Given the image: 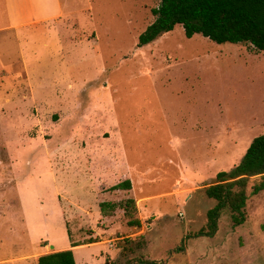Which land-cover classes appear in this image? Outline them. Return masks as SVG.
Listing matches in <instances>:
<instances>
[{
	"label": "rangeland",
	"instance_id": "374dc122",
	"mask_svg": "<svg viewBox=\"0 0 264 264\" xmlns=\"http://www.w3.org/2000/svg\"><path fill=\"white\" fill-rule=\"evenodd\" d=\"M65 1L60 30L0 22V264L68 243L76 264H264L260 177L243 223L225 207L196 235L203 188L264 134V50L180 24L137 47L159 0ZM127 173L134 191L110 189Z\"/></svg>",
	"mask_w": 264,
	"mask_h": 264
},
{
	"label": "trees",
	"instance_id": "16d2710c",
	"mask_svg": "<svg viewBox=\"0 0 264 264\" xmlns=\"http://www.w3.org/2000/svg\"><path fill=\"white\" fill-rule=\"evenodd\" d=\"M151 12L154 19L138 35L137 47L151 43L163 33L171 31L176 24H180L188 38L194 34H201L219 44L242 42L248 43L254 50H264V0H159L158 5L153 7ZM253 177L261 179L259 183L251 186V193L256 194L264 188V134L251 140L237 165L229 171L217 172L215 180L203 188L204 195L215 203L207 209L206 223L196 233L197 236L214 235L218 228V218L225 207L230 212L233 226L245 221L247 185ZM129 188V180H123L110 187V189ZM130 205L135 208L133 199H127L120 204L125 214L129 213ZM106 206L114 208L115 205L100 203L102 212L105 211ZM129 223L140 226L138 219ZM261 227L264 230V224ZM128 243L122 251L126 249L125 255H134L133 242L128 241ZM76 245L79 244L71 243V246ZM141 262L155 264L156 260H141ZM36 264H76V262L73 251L69 248L40 254L36 258Z\"/></svg>",
	"mask_w": 264,
	"mask_h": 264
},
{
	"label": "crops",
	"instance_id": "0c3cea01",
	"mask_svg": "<svg viewBox=\"0 0 264 264\" xmlns=\"http://www.w3.org/2000/svg\"><path fill=\"white\" fill-rule=\"evenodd\" d=\"M0 3H1V6H0V22H7V25L5 26V28H7V30H12V31L17 30L20 25L32 22V23H36V24H38V23L45 24L46 23L48 25H52L53 30L55 31V28L60 30L61 24L65 25V24H67V22L69 20V19H67L66 21L62 20V17L64 16L63 10L67 6V3L65 0H0ZM52 7L57 8V11L51 12L50 10ZM44 29H45V27H44ZM124 180H129V182H130V188L129 189H132L134 191L135 182L131 181V177L129 176V174L127 175V178H125ZM121 181H123V180H121ZM121 181H119V182H121ZM114 190H116V189H114ZM99 194H101V193H99ZM138 198H145L146 199V200L141 201V206H143V207H145L144 202H148V201H150L149 199H151V197L144 196V195H142V196L140 195V196H138ZM102 202H105V201H102ZM111 204H113V203H111ZM152 209H155V208L146 209V210H152ZM104 214H106V213H104ZM136 219H138V218H136ZM75 247H77V245L71 246V243H68V244H65L61 247L54 248V251L70 248V249H72L73 254H74Z\"/></svg>",
	"mask_w": 264,
	"mask_h": 264
},
{
	"label": "water",
	"instance_id": "95a60500",
	"mask_svg": "<svg viewBox=\"0 0 264 264\" xmlns=\"http://www.w3.org/2000/svg\"><path fill=\"white\" fill-rule=\"evenodd\" d=\"M51 248H53V245H50Z\"/></svg>",
	"mask_w": 264,
	"mask_h": 264
}]
</instances>
